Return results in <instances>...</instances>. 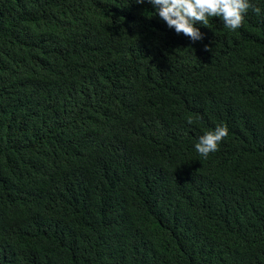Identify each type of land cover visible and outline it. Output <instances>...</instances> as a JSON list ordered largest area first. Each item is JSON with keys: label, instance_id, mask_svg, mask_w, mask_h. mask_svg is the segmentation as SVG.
<instances>
[{"label": "trees", "instance_id": "16d2710c", "mask_svg": "<svg viewBox=\"0 0 264 264\" xmlns=\"http://www.w3.org/2000/svg\"><path fill=\"white\" fill-rule=\"evenodd\" d=\"M249 2L260 15L193 42L147 0H0V264H264Z\"/></svg>", "mask_w": 264, "mask_h": 264}, {"label": "clouds", "instance_id": "9594fccd", "mask_svg": "<svg viewBox=\"0 0 264 264\" xmlns=\"http://www.w3.org/2000/svg\"><path fill=\"white\" fill-rule=\"evenodd\" d=\"M155 9L159 18L167 26L174 28L177 35L183 34L191 41H200L203 34L195 25L207 26L209 18H219L225 28L235 31L242 27L245 15L251 8L260 15L261 9L254 7L249 0H147ZM136 4H143L145 0H135ZM205 51H211L205 45ZM188 123H192L191 119ZM228 136L226 126L218 125L212 131L205 132L195 144L196 152L203 158L218 151L219 144Z\"/></svg>", "mask_w": 264, "mask_h": 264}]
</instances>
